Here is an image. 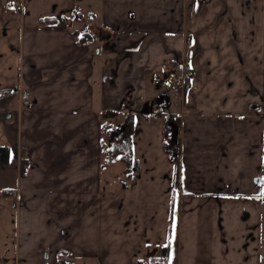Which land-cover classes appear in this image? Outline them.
Here are the masks:
<instances>
[{
	"label": "crops",
	"instance_id": "crops-1",
	"mask_svg": "<svg viewBox=\"0 0 264 264\" xmlns=\"http://www.w3.org/2000/svg\"><path fill=\"white\" fill-rule=\"evenodd\" d=\"M263 15L264 0H0V264H264V55L247 82L227 46L260 41ZM173 95L177 186L154 114ZM118 110L135 112L125 184L103 162Z\"/></svg>",
	"mask_w": 264,
	"mask_h": 264
},
{
	"label": "trees",
	"instance_id": "trees-1",
	"mask_svg": "<svg viewBox=\"0 0 264 264\" xmlns=\"http://www.w3.org/2000/svg\"><path fill=\"white\" fill-rule=\"evenodd\" d=\"M55 18H43L41 23H53ZM73 35L76 38L77 43L83 44L88 43L92 40V34L88 31H73ZM189 42H186V54L188 55ZM188 82L185 81V88ZM4 92V91H0ZM121 110V109H120ZM118 110L117 114H122V121L118 123L117 130L120 129V133L114 135L111 142L108 145L103 144L104 154L103 162L105 164L112 162L115 159H118L121 163V171L117 174V178L121 183L125 184L126 178L131 176V173L136 170L133 167V158H132V134L134 132V116L135 112L131 110L120 111ZM115 113V114H116ZM141 114L146 119H150L153 115H149V112L140 111ZM156 116H162L168 114V120L164 127V150L169 155L171 161L174 164V186H177L178 177H179V163H180V141H179V116L173 113H168L166 109H160L154 113ZM111 124H103V130L109 132ZM10 156V147L7 144H0V165L7 164ZM27 167V158L25 155H22L21 158V174L24 175ZM62 263V262H61Z\"/></svg>",
	"mask_w": 264,
	"mask_h": 264
},
{
	"label": "rangeland",
	"instance_id": "rangeland-1",
	"mask_svg": "<svg viewBox=\"0 0 264 264\" xmlns=\"http://www.w3.org/2000/svg\"><path fill=\"white\" fill-rule=\"evenodd\" d=\"M222 46H225V43H215V47L217 49H220V47H222ZM227 46H228V51H230L232 54H234V60L231 59L230 67H238V68H236L235 76H240L241 79L246 80L248 82V80L245 79V76L241 75L239 72L241 71V68L244 66V60H245L246 65L252 66V64L249 62L250 56H254L257 53L260 55L261 54L264 55V35L262 36V39L260 41L249 40L247 37L244 39L243 38L237 39V38H235V36H231L228 43H227ZM245 55H246V58H244ZM180 74H178V75H180ZM162 78H163V76H162ZM182 81H184V79ZM170 82L175 84V85H177V83L180 84V81L173 82L172 80H170ZM231 82H232V80H231ZM181 83H184V82H181ZM181 85L182 84H180V86ZM182 87H184V84L182 85ZM173 91H175V90H172V92ZM172 97H170V101L167 102L165 108H166V111L173 113V111H176V109L178 108L179 96L173 95ZM106 166L107 167H105L106 168L105 174H110L113 172L114 173L117 172V174H119V171H121V167H122V165L118 159L113 160L112 162H110ZM4 230L5 231L7 230L6 231L7 242H6L5 250L8 251L10 246H11V243H12V239L10 238V236H12V231L9 228L4 229ZM2 233H3V231H1L0 237H1ZM0 246H2V248L4 247L2 242H0Z\"/></svg>",
	"mask_w": 264,
	"mask_h": 264
},
{
	"label": "built area",
	"instance_id": "built-area-1",
	"mask_svg": "<svg viewBox=\"0 0 264 264\" xmlns=\"http://www.w3.org/2000/svg\"><path fill=\"white\" fill-rule=\"evenodd\" d=\"M12 8L19 7L18 4L12 3ZM169 78L173 82L182 81L183 79H186L190 76V72L188 70L183 71L180 75H178L175 71H170L168 73ZM62 264H75L74 261L70 258V256L67 253H63L60 257ZM146 264H162V260L157 257H150L147 259Z\"/></svg>",
	"mask_w": 264,
	"mask_h": 264
}]
</instances>
